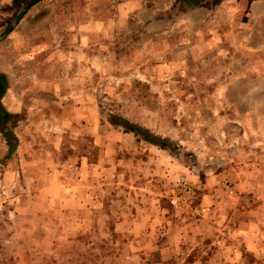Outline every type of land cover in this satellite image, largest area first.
Instances as JSON below:
<instances>
[{
  "label": "rangeland",
  "instance_id": "obj_1",
  "mask_svg": "<svg viewBox=\"0 0 264 264\" xmlns=\"http://www.w3.org/2000/svg\"><path fill=\"white\" fill-rule=\"evenodd\" d=\"M28 1L0 0V264H226L227 233L263 264L264 0Z\"/></svg>",
  "mask_w": 264,
  "mask_h": 264
},
{
  "label": "crops",
  "instance_id": "obj_2",
  "mask_svg": "<svg viewBox=\"0 0 264 264\" xmlns=\"http://www.w3.org/2000/svg\"><path fill=\"white\" fill-rule=\"evenodd\" d=\"M69 158L72 160L74 159V161L77 162L78 166L80 167L81 172H82V170L86 169V167H84V166H87L88 158L84 154L76 155L75 157H69ZM83 172L82 173L85 174V171H83ZM104 172L107 173L108 169L105 168ZM100 176H101V174H100ZM118 176L119 175H117L116 178H118ZM85 177H87L86 174H85ZM98 177H99V175H98ZM101 178H103V177H101ZM104 178H107L106 175H104ZM105 183H108V182L105 181L103 183L100 179V182H99L100 186L105 184ZM47 187L48 186L43 187V188H45V189H43L45 192L47 191ZM64 192H65L66 200L76 201L77 199H80L83 201L82 202L83 206H85V204H87V205L90 204L89 202H91L92 199H94L93 195L91 194L89 189L84 187L83 184H78L76 187H71L68 191L65 188ZM46 199H48V197H46ZM49 199H50V202H53L52 196ZM63 200H65V198H63ZM224 236H225L224 247L217 248L216 251L217 252L220 251L221 253L223 252L226 254V256H227V260H226L227 263L226 264H234L232 262H229L230 256L234 253L232 251L233 250L232 247L230 246V244L233 243V241H232V239H230L229 236H232V235L227 233V234H224ZM258 236H259V234H255L253 237H246L245 239L243 238L244 239V245L246 246V250H248V252L252 255H259V254H261V250H264L263 241H261ZM230 241H232V242H230ZM221 262L219 264H221Z\"/></svg>",
  "mask_w": 264,
  "mask_h": 264
},
{
  "label": "trees",
  "instance_id": "obj_3",
  "mask_svg": "<svg viewBox=\"0 0 264 264\" xmlns=\"http://www.w3.org/2000/svg\"><path fill=\"white\" fill-rule=\"evenodd\" d=\"M9 116V113L8 112H6V111H4V112H2V117L3 118H7ZM116 123V122H115ZM119 123H123V121H121L120 120V122ZM136 126H138V125H131L130 126V130L131 131H134V132H136L137 133V130H136ZM141 130H147L148 131V129H145V128H143V127H140V126H138ZM142 133H143V131H142ZM144 138L146 139V140H148V141H151V142H153V143H155V144H159L160 146H162V145H164L163 143H157V142H155L153 139H151V137H149V136H144ZM10 149H11V146H10Z\"/></svg>",
  "mask_w": 264,
  "mask_h": 264
},
{
  "label": "water",
  "instance_id": "obj_4",
  "mask_svg": "<svg viewBox=\"0 0 264 264\" xmlns=\"http://www.w3.org/2000/svg\"><path fill=\"white\" fill-rule=\"evenodd\" d=\"M36 1H38V0H30V1L25 5V7L23 8L22 11H24L26 8H28L31 4L35 3ZM1 37H2V36H0V38H1ZM2 89H3V85L0 83V92L2 91Z\"/></svg>",
  "mask_w": 264,
  "mask_h": 264
},
{
  "label": "flooded vegetation",
  "instance_id": "obj_5",
  "mask_svg": "<svg viewBox=\"0 0 264 264\" xmlns=\"http://www.w3.org/2000/svg\"><path fill=\"white\" fill-rule=\"evenodd\" d=\"M0 83L3 85V82H2V80L0 79Z\"/></svg>",
  "mask_w": 264,
  "mask_h": 264
},
{
  "label": "built area",
  "instance_id": "obj_6",
  "mask_svg": "<svg viewBox=\"0 0 264 264\" xmlns=\"http://www.w3.org/2000/svg\"><path fill=\"white\" fill-rule=\"evenodd\" d=\"M263 264H264V262H263Z\"/></svg>",
  "mask_w": 264,
  "mask_h": 264
}]
</instances>
